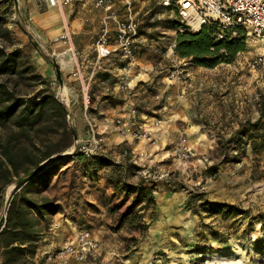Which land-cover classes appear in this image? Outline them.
<instances>
[{
	"label": "rangeland",
	"instance_id": "obj_1",
	"mask_svg": "<svg viewBox=\"0 0 264 264\" xmlns=\"http://www.w3.org/2000/svg\"><path fill=\"white\" fill-rule=\"evenodd\" d=\"M144 1L139 18L147 45L137 50L139 62L131 73L151 71L152 78L138 85L156 91L153 87L164 85L158 79L166 77L165 85L172 90L176 84L169 79L180 76L184 81L188 71L183 68L196 71L201 125L172 128L156 119L144 127L152 132L151 139L129 136L121 143L111 142L99 130L106 139L104 149L97 157H87L71 153L72 127L77 133L73 123L67 118L72 131L67 134L63 119L46 112L34 129L19 132L13 140L19 174L6 186L0 179V228L18 193L19 198L55 205L40 218V238L52 231L65 236L64 242L83 228L91 229L102 244L97 259L89 258L95 264H264V73L249 65L264 51L263 43L248 41L240 31L246 48L232 63L208 67L192 58H185L186 64L173 62L178 55L173 44L179 33L188 32L186 22L158 0ZM1 18L0 47L8 53L19 49L23 61L35 69L0 76V81L34 102L46 85L35 77L42 74L33 65L29 34L12 10ZM173 71L176 77H171ZM50 87L57 97L52 82ZM218 105L219 113H205L207 106ZM225 108L231 115L222 111ZM14 130L11 123L0 124L3 145L9 144ZM181 138L191 149L187 160L174 155ZM68 142L70 147L64 149ZM44 153H52L46 159L50 161L15 193L16 180L35 169L34 161ZM8 189L12 193L6 202Z\"/></svg>",
	"mask_w": 264,
	"mask_h": 264
},
{
	"label": "crops",
	"instance_id": "obj_2",
	"mask_svg": "<svg viewBox=\"0 0 264 264\" xmlns=\"http://www.w3.org/2000/svg\"><path fill=\"white\" fill-rule=\"evenodd\" d=\"M17 2L18 7L16 0H0V17L7 15V12L11 10L18 16L17 23L26 29L30 37L33 65L44 77L50 79L56 90L64 93L70 101L72 123L77 128V135L81 139L87 137V113L94 119L98 129L108 135L111 142L121 143L129 139V136L118 133L115 121L119 117L130 119L134 107L138 110L139 122L143 127L148 124L153 125L155 123L153 120L156 121V119H159L161 124L172 128H177L179 125L186 127L201 125L196 113L197 84L194 79L196 71L183 68L188 71L186 75H183L184 81L180 76L177 79H169L176 84L172 90H168L169 85H165L166 77H163L158 80L164 85L153 87L156 91H150L138 84L140 81L151 79V71L148 74H133L132 68L124 69L126 63L118 57L104 59L101 67H96L98 60L95 45L101 33V18L105 13L103 8L96 7V0H74L72 4L63 7L50 6L48 0H17ZM114 2L116 8L123 12V1L114 0ZM144 4V0H135V7L139 14ZM65 30L70 32L73 45L78 52L75 58L72 53L66 52L67 44L61 41L53 42V38L61 35ZM30 31H34L41 39L34 41ZM145 40L141 33L138 49L147 45L143 42ZM40 43L43 48L39 47ZM172 61L186 64L185 58L178 55ZM137 62L139 61L136 56L135 63ZM55 63L60 67L61 78L58 76ZM77 69L80 70V77L75 75ZM83 83L90 85L88 109L85 107L83 97ZM120 99L124 100L120 102ZM207 107L204 109L205 113L221 111L219 105L215 108ZM222 111L231 115L228 108ZM137 144V147H141L143 143ZM64 239L65 236L52 231L43 234L38 243L34 261L40 264H61L56 257V250L63 244ZM94 259L96 260L97 257ZM68 264L80 263L71 260ZM84 264L95 263L88 260Z\"/></svg>",
	"mask_w": 264,
	"mask_h": 264
},
{
	"label": "built area",
	"instance_id": "obj_3",
	"mask_svg": "<svg viewBox=\"0 0 264 264\" xmlns=\"http://www.w3.org/2000/svg\"><path fill=\"white\" fill-rule=\"evenodd\" d=\"M73 1L48 0V3L53 7H63L72 4ZM122 1L123 12L116 8L114 0H96V7L103 8L105 12L101 18V33L95 45L97 68L101 67V62L104 59L111 57H118L126 63L124 69H130L135 62L142 21L136 10L135 0ZM158 4L175 11L181 20L186 22L188 32L195 33L204 25H214L218 28L215 34L216 40H231L239 37L240 31H243L246 33L248 41L264 42V0H158ZM13 17L15 21L18 20L16 14H13ZM30 34L36 42L41 39L34 31H30ZM60 41L68 45L66 52L72 53L74 58L78 55L68 30L53 38V42ZM39 47L43 48V45L41 44ZM173 47H176V43L173 44ZM36 51L38 52V50ZM249 65L252 70L264 73V51L256 54ZM75 75L80 77L79 69L75 71ZM177 75L178 72L173 71L171 77ZM89 86L88 83L82 85L86 109L90 103ZM56 94L59 101L66 107L67 118L72 123L70 101L61 91L57 90ZM86 120L87 137L81 139L78 136L77 148H73L71 153L80 152L87 157L100 155L106 144V139L88 113ZM115 124L118 133L122 136H130L132 139L138 140L151 139L152 132L144 128L138 121L135 109H132L130 119L119 117ZM174 155L184 160L191 157V149L185 138H181L174 148ZM101 249L102 244L95 237L93 231L83 228L75 236L63 242L56 251V257L61 261V264H68L71 260L84 264L89 258L97 257ZM206 262V264L209 263V261Z\"/></svg>",
	"mask_w": 264,
	"mask_h": 264
},
{
	"label": "trees",
	"instance_id": "obj_4",
	"mask_svg": "<svg viewBox=\"0 0 264 264\" xmlns=\"http://www.w3.org/2000/svg\"><path fill=\"white\" fill-rule=\"evenodd\" d=\"M0 21H3L1 17ZM217 30L218 28L214 25H204L195 33H179L176 53L182 58H192L196 64L208 67H215L221 62H234L236 55L246 48L244 35L239 33V37L231 40H216ZM34 69V66L23 61L19 49L8 53L5 47H0V76H16L29 70L34 71ZM35 77L41 79L46 87L40 90L39 98L34 102H28L18 97L8 82L0 81V124L11 123V126L16 129L12 133L13 136L9 140V144L3 145L0 138L1 154L4 157H0V179H4L3 186L13 182L14 175L19 174L18 161L12 147L13 140L19 132H29L34 129L41 121L42 116L46 112H50L55 118H62L66 133L72 134L67 123V109L56 97L55 92L51 90V81L43 79L42 75L36 74ZM20 108H22L21 111ZM263 117L264 110L261 112V118ZM70 145L71 143L68 142L64 149ZM51 155L52 153H44L39 159H36L34 161L35 168ZM41 171L42 169L38 174ZM37 175L18 184L15 193L18 189H23L32 183ZM1 195L0 193V198ZM216 205L223 206V204ZM54 208L55 205L51 202L38 203L25 195L19 198L18 193L15 194L8 206L7 217L3 220L0 228L1 264H39L34 262L41 239L37 227L40 218H44L47 211Z\"/></svg>",
	"mask_w": 264,
	"mask_h": 264
},
{
	"label": "water",
	"instance_id": "obj_5",
	"mask_svg": "<svg viewBox=\"0 0 264 264\" xmlns=\"http://www.w3.org/2000/svg\"><path fill=\"white\" fill-rule=\"evenodd\" d=\"M16 6L18 7V2H17V0H16ZM31 36V35H30ZM32 37V36H31ZM33 38V37H32ZM34 40V39H33ZM35 41V40H34ZM55 65H56V68H57V72H58V76L61 78V72H60V67H59V65L57 64V63H55ZM72 131H73V133H74V139H75V144H74V148H77V144H78V135H77V133H76V131H75V129L72 127ZM50 161V159L49 160H46V161H44L42 164H40L37 168H35V169H33L32 171H30L28 174H26L25 176H23V177H20V178H18L17 180H16V185H15V187L18 185V184H20V183H22V182H26V181H28V180H30L31 178H33L35 175H37L39 172H40V170L42 169V167L47 163V162H49Z\"/></svg>",
	"mask_w": 264,
	"mask_h": 264
},
{
	"label": "bare ground",
	"instance_id": "obj_6",
	"mask_svg": "<svg viewBox=\"0 0 264 264\" xmlns=\"http://www.w3.org/2000/svg\"><path fill=\"white\" fill-rule=\"evenodd\" d=\"M261 49H263L264 50V42H263V45H262V48ZM10 188H12V189H14V187L13 186H10L9 187V189ZM9 189L7 190V193H6V196H5V199H6V202L8 201V199L10 198V195H11V191L9 192ZM9 192V193H8ZM4 204H5V202H4Z\"/></svg>",
	"mask_w": 264,
	"mask_h": 264
}]
</instances>
